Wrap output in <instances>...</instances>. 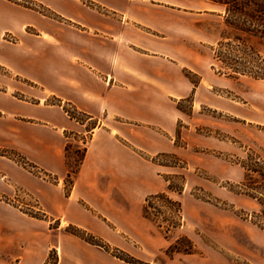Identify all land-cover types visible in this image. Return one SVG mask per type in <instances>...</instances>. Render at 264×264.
I'll return each mask as SVG.
<instances>
[{"label":"crops","instance_id":"obj_1","mask_svg":"<svg viewBox=\"0 0 264 264\" xmlns=\"http://www.w3.org/2000/svg\"><path fill=\"white\" fill-rule=\"evenodd\" d=\"M98 1L119 14L79 0H37L54 17L0 0V33L16 38L0 40V148L56 179L0 160L3 178L34 196L56 224L0 203V264H130L65 229L98 228L116 240L95 211L129 230L141 208L129 184L145 176L136 150H176L175 99L192 86L171 61V42L140 27L154 29L142 0ZM65 104L85 120L68 116ZM70 133H86L90 142L67 195Z\"/></svg>","mask_w":264,"mask_h":264},{"label":"rangeland","instance_id":"obj_2","mask_svg":"<svg viewBox=\"0 0 264 264\" xmlns=\"http://www.w3.org/2000/svg\"><path fill=\"white\" fill-rule=\"evenodd\" d=\"M2 1L56 17L37 0ZM79 1L98 13L119 14L98 0ZM140 4L154 21V29L140 27L161 42H171V61L192 86L186 97L175 99L176 150H136L145 176L129 184L141 204L131 214L129 230L95 211L101 226L110 229L116 240L101 236L98 228L96 233L77 226L65 231L137 264H264V43L241 37L234 28L237 18L204 0H142ZM1 39L15 42L16 38L0 33ZM64 108L73 109L66 104ZM75 112L72 118L85 120ZM66 136L69 172L64 184L69 195L90 139L86 133ZM7 159L56 180L17 152L0 148V160ZM0 188L1 204L53 222L34 196L1 173Z\"/></svg>","mask_w":264,"mask_h":264},{"label":"trees","instance_id":"obj_3","mask_svg":"<svg viewBox=\"0 0 264 264\" xmlns=\"http://www.w3.org/2000/svg\"><path fill=\"white\" fill-rule=\"evenodd\" d=\"M212 4L225 8L227 14L237 18L238 22L234 28L239 31L241 37L255 39L258 43H264V0H206ZM264 177V176H263ZM88 243L97 246L92 240L69 231ZM121 259V258H120ZM130 264L132 261L121 259Z\"/></svg>","mask_w":264,"mask_h":264},{"label":"built area","instance_id":"obj_4","mask_svg":"<svg viewBox=\"0 0 264 264\" xmlns=\"http://www.w3.org/2000/svg\"><path fill=\"white\" fill-rule=\"evenodd\" d=\"M72 112H75V110L74 109H72V110H66L67 115L70 116V117H72ZM73 118H75V117H73Z\"/></svg>","mask_w":264,"mask_h":264}]
</instances>
